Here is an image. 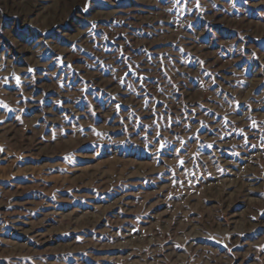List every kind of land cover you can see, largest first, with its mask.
<instances>
[{"label": "rangeland", "instance_id": "rangeland-1", "mask_svg": "<svg viewBox=\"0 0 264 264\" xmlns=\"http://www.w3.org/2000/svg\"><path fill=\"white\" fill-rule=\"evenodd\" d=\"M0 264H264V0H0Z\"/></svg>", "mask_w": 264, "mask_h": 264}]
</instances>
